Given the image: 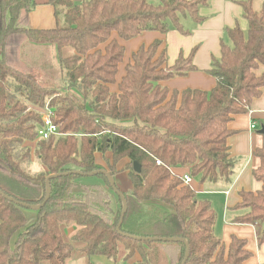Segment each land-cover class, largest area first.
<instances>
[{
    "label": "trees",
    "instance_id": "trees-1",
    "mask_svg": "<svg viewBox=\"0 0 264 264\" xmlns=\"http://www.w3.org/2000/svg\"><path fill=\"white\" fill-rule=\"evenodd\" d=\"M48 3L55 27L33 29L28 21L35 0H0V264H67L76 244L83 255L114 261L122 245L129 264H183L187 249L185 264H245L250 258L246 241L233 237L228 247L223 244L214 234L211 203L183 185L173 169L188 168L202 183L231 182L228 124L248 113L264 89V74H259L264 9L255 10L252 0L242 2L248 29L228 30L230 42H222L221 57L208 70L217 80L213 90L171 92L161 83L195 71L194 52L169 67L166 50L158 55L162 42L156 41L133 54L118 83L125 48L113 35L128 41L146 31L166 34L171 26L183 31L181 18L199 21L198 9L208 0ZM25 44L52 46L60 69L48 64L50 79H36L22 62L19 50ZM66 49L74 53L65 55ZM117 83L118 91L112 92ZM45 105L54 110L60 132L68 135L37 143L34 153L44 171L32 174L27 167L30 144L36 141ZM260 135L262 143L254 151L259 166L252 174L262 187L240 192L236 209L246 210L234 220L240 224H264V133ZM109 153L110 175L123 168L133 185L132 193H122L127 209L120 230L122 198L114 208L103 184L85 183L88 176L78 174L102 171L96 154ZM126 159L129 163L119 168ZM58 174L50 180L47 196V179ZM96 177L110 185L104 174ZM70 226L76 232L68 241L64 230ZM169 238L184 241L162 240ZM258 242L264 243V230Z\"/></svg>",
    "mask_w": 264,
    "mask_h": 264
},
{
    "label": "crops",
    "instance_id": "crops-1",
    "mask_svg": "<svg viewBox=\"0 0 264 264\" xmlns=\"http://www.w3.org/2000/svg\"><path fill=\"white\" fill-rule=\"evenodd\" d=\"M48 1L35 0L36 6L28 21L31 28L51 29L55 27L54 8L49 5ZM243 1L249 0H208L205 6L198 9L199 21L189 16L181 18L183 31L171 26L170 31L166 34L146 31L128 41L122 40L117 34H114L113 38L125 48L124 61L119 66L118 83L124 77L126 67L132 62L134 53L142 47H148L156 41H161L162 46L158 55L164 49L166 50L169 67L173 66L181 56L188 58L194 52L193 63L197 68L187 75L177 76L162 82L163 87L168 88L171 92H182L187 89L206 92L213 90L217 80L208 73V70L211 68L214 59H220L222 42H230L228 30L236 26H239L243 31L248 29V21L244 17L242 6ZM252 2L255 10L264 9V0H252ZM31 49L32 47L29 50L33 53L36 51ZM259 74H264V66L259 69ZM118 83L111 86L112 92L118 91ZM252 124L255 125V128H252ZM263 127L264 89L262 95L254 100L248 113L234 116L228 124V128L232 131V135L228 139L229 152L234 161L231 182L218 181L213 184H205L201 182L200 177L191 176L190 187L195 190L200 199L208 200L215 211V236L227 247L233 237L246 241V250L250 253V258L245 264H264V243L258 242V238L264 230V224H240L234 221L237 216L246 213L245 209H236L237 204L241 202L240 192H257L262 187V184L254 179L252 173L259 166V160L254 156V151L262 143L260 130ZM127 163H129L127 159L122 161L119 168L124 167ZM127 172L129 174V171ZM173 173L182 177L190 174V170L188 168L173 169ZM132 191L133 185L126 194H130ZM150 204L158 205L170 213L174 211L172 207L159 201H153ZM75 232L76 227H66L64 230L66 239L70 241ZM83 256L86 255L80 253L76 261H72L70 257L67 264H89L88 259ZM87 257L90 258V261L92 260V264H116L104 256Z\"/></svg>",
    "mask_w": 264,
    "mask_h": 264
},
{
    "label": "rangeland",
    "instance_id": "rangeland-1",
    "mask_svg": "<svg viewBox=\"0 0 264 264\" xmlns=\"http://www.w3.org/2000/svg\"><path fill=\"white\" fill-rule=\"evenodd\" d=\"M151 3L153 4H158L160 2V0H150ZM30 44H25L24 47H22L19 51H20V54H21V58H22V62L26 65H29L31 67L32 72L31 74L36 78L38 79L39 77H47L48 75V78L50 79V70L47 69V66L48 64L52 65V64H55L56 66V69H60L59 67V63H58V58L56 56V51L55 49L51 46H34V45H31L29 46ZM32 47V49L36 50L34 53L31 52L29 49ZM31 49V50H32ZM40 53H38V52ZM64 53L65 55H71L73 54V50L72 49H66L64 50ZM44 63H47V64H44ZM44 64V65H43ZM36 69L37 72L34 70ZM45 71V72H44ZM39 73V75H38ZM38 77V78H37ZM48 79V80H49ZM39 80V79H38ZM45 82V81H44ZM50 82V80H49ZM40 83L42 84V81H40ZM31 107V106H30ZM46 108V105L45 107L42 109V112L44 111V109ZM32 110H35V111H38L40 112L41 109H39L38 107H34L32 106L31 107ZM63 134V133H62ZM68 134H63L62 137H66ZM37 143L36 141H34L33 143L30 144V146L32 147V150H33V153H32V160L31 162L29 163V165H27L29 171L32 173V174H38L42 171H44V167L41 163V161L39 160V158L35 155L34 153V149L37 147ZM112 158V155L109 153L107 154L106 156H103L101 154H98L97 155V164L99 167H101L104 171L109 172V165L107 164V160H111ZM112 161V160H111ZM123 170V168H121ZM117 176V178L115 179V177ZM115 177H113L114 181L117 185V188L120 190L121 193L123 192H129L131 189H132V181H131V178L128 174L127 171H123V172H120L118 175H116ZM84 182L85 183H89V184H103L106 191L109 193V195L111 196L112 198V202H113V206L114 208H118L119 205L118 204V198L120 197L119 194L114 190V188L112 187L111 183L110 185H108L106 182H104L103 179L101 178H98L96 176H88L84 179ZM206 184V183H205ZM122 189V190H121ZM79 244H76L75 247V251L74 253L72 254L71 256V260L72 261H76L78 255H80V252L77 250ZM119 250H120V255L118 256L117 260L114 261L112 259H109V260H112L111 262L112 263H116V264H129L130 262H126L124 260V248L122 245L119 246ZM85 258L88 259V262L89 264H92V260L90 261V258L87 257V256H83ZM103 258V257H101ZM107 259V258H106Z\"/></svg>",
    "mask_w": 264,
    "mask_h": 264
},
{
    "label": "built area",
    "instance_id": "built-area-1",
    "mask_svg": "<svg viewBox=\"0 0 264 264\" xmlns=\"http://www.w3.org/2000/svg\"><path fill=\"white\" fill-rule=\"evenodd\" d=\"M55 112L49 106H46L43 112H41V121L37 125V137L36 142L49 140L51 137H60L63 134L60 132V125H57L54 122ZM252 128H255V125L252 124ZM157 164L160 165L161 162L157 161ZM183 180V185L191 186L192 178L190 174H186L180 177Z\"/></svg>",
    "mask_w": 264,
    "mask_h": 264
},
{
    "label": "water",
    "instance_id": "water-1",
    "mask_svg": "<svg viewBox=\"0 0 264 264\" xmlns=\"http://www.w3.org/2000/svg\"><path fill=\"white\" fill-rule=\"evenodd\" d=\"M264 133V127L260 130V134H263ZM134 171L136 173H140L141 169H140V166L137 164V163H134ZM99 173H102L104 174L109 182L111 183L112 187L114 188V190L119 194V196L122 198L123 200V212H122V216H121V221L119 223V226H118V230H120L121 228V225H122V221H123V217H124V214L126 212V209H127V203H126V200L124 198V196L122 195V193L119 191V189L117 188V185H116V182L114 181L113 177L106 171L102 170V171H95V172H92V173H88V174H85V173H81V172H78V174L80 175H84V176H96L98 175ZM67 175V173L65 174ZM57 176H60V174L58 175H52L50 176L48 179H47V182H46V185H47V196H49L50 194V191H51V186H50V180L53 178V177H57ZM10 200H13L10 198ZM22 206H25V207H28L27 205L25 204H21ZM43 207V205H40V206H33L31 207V209L33 210H39ZM134 239H138V240H155V239H151V238H140V237H136V236H130ZM164 241H184V240H181V239H176V238H169V239H162ZM187 256H188V249H187V254H186V258H185V261L183 262V264L186 263V260H187Z\"/></svg>",
    "mask_w": 264,
    "mask_h": 264
}]
</instances>
